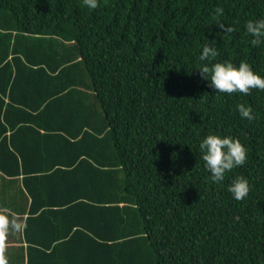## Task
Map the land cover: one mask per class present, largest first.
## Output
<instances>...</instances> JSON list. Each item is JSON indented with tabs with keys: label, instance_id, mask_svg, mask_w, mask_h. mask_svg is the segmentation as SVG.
<instances>
[{
	"label": "trees",
	"instance_id": "obj_1",
	"mask_svg": "<svg viewBox=\"0 0 264 264\" xmlns=\"http://www.w3.org/2000/svg\"><path fill=\"white\" fill-rule=\"evenodd\" d=\"M259 18L264 0H0V172L43 200L31 223L54 196L52 226L72 221L32 252L264 264V90L217 93L197 69L207 44L210 63L264 76V42L244 28ZM209 133L247 149L219 183L198 150ZM236 176L241 200L227 191Z\"/></svg>",
	"mask_w": 264,
	"mask_h": 264
},
{
	"label": "clouds",
	"instance_id": "obj_2",
	"mask_svg": "<svg viewBox=\"0 0 264 264\" xmlns=\"http://www.w3.org/2000/svg\"><path fill=\"white\" fill-rule=\"evenodd\" d=\"M83 2L89 9L97 7V0H83ZM244 28L252 37L250 41L252 46H258L264 42V18L247 20ZM226 31L230 32L232 28L228 27ZM216 54L214 47L205 44L199 56V60L204 63L197 69L201 77L206 79L217 93L235 92L247 95L252 89L264 90V76L254 72L246 61L241 60L238 64L230 60L210 63ZM236 110L242 119H253L250 106L237 104ZM198 150L204 162V168L210 173L214 183L224 181L227 172L242 166L247 159V149L244 144L238 138L229 135L209 133L199 141ZM227 191L233 199H243L248 192L247 179L236 176L227 186ZM3 226H7L6 222Z\"/></svg>",
	"mask_w": 264,
	"mask_h": 264
},
{
	"label": "crops",
	"instance_id": "obj_3",
	"mask_svg": "<svg viewBox=\"0 0 264 264\" xmlns=\"http://www.w3.org/2000/svg\"><path fill=\"white\" fill-rule=\"evenodd\" d=\"M22 178H10L0 172V264H122L119 256L112 254H71L70 250H65L66 254L32 252L30 248L34 246L47 250L46 246L57 242V237L63 239L64 233L72 227V221L70 218V221L60 223L59 228L52 226V208L63 206L59 204V198L54 196L50 207L43 205L37 210L48 208L44 217L40 216L41 221L37 224L31 223L30 210L39 207L43 200H33L23 187ZM59 211L55 217H71L70 212L68 214L65 210L63 214ZM5 222L6 227L3 226Z\"/></svg>",
	"mask_w": 264,
	"mask_h": 264
}]
</instances>
